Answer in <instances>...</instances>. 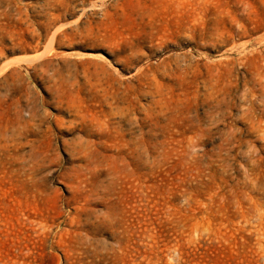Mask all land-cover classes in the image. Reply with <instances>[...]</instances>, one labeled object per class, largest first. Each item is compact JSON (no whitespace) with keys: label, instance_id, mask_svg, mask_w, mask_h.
<instances>
[{"label":"rangeland","instance_id":"374dc122","mask_svg":"<svg viewBox=\"0 0 264 264\" xmlns=\"http://www.w3.org/2000/svg\"><path fill=\"white\" fill-rule=\"evenodd\" d=\"M0 264H264V0H0Z\"/></svg>","mask_w":264,"mask_h":264}]
</instances>
